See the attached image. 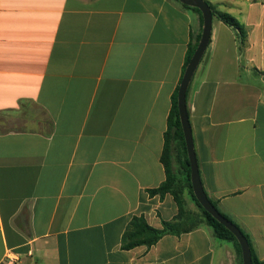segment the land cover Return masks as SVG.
I'll return each instance as SVG.
<instances>
[{
  "label": "crops",
  "instance_id": "crops-1",
  "mask_svg": "<svg viewBox=\"0 0 264 264\" xmlns=\"http://www.w3.org/2000/svg\"><path fill=\"white\" fill-rule=\"evenodd\" d=\"M223 4L243 51L213 17L187 114L208 199L264 260V0ZM201 29L174 0H0V264H242L207 226L121 247L132 216L177 214L147 190Z\"/></svg>",
  "mask_w": 264,
  "mask_h": 264
},
{
  "label": "trees",
  "instance_id": "trees-1",
  "mask_svg": "<svg viewBox=\"0 0 264 264\" xmlns=\"http://www.w3.org/2000/svg\"><path fill=\"white\" fill-rule=\"evenodd\" d=\"M174 1L178 2L177 0ZM208 4L212 11V17L224 23L234 32L238 43V50L241 54L246 39L245 29L230 14L218 11L210 3ZM180 5L185 9L193 10L198 13L202 26V15L197 8ZM200 35L201 32L196 37H193L188 44L180 80L172 95L171 109L167 118L166 131L164 133V147L160 158L165 171V180L157 188L147 190L149 196H159V198H163L165 195H170L177 206V214L171 221H162L161 228L150 226L143 216H132L121 237V247L124 250H130L141 246L150 248L165 235L180 236L195 231L202 226H207L211 229L216 239L233 243L241 259L240 246L234 235L199 205L191 188L190 166L177 108V93L183 73L197 47ZM204 57L205 53L202 59ZM255 72L264 78V72H259L257 70H255ZM185 194L188 195L195 205V208L190 209L186 207ZM210 202L217 209L215 203L211 200ZM220 214L230 220L223 213L220 212ZM231 222L236 225L233 221ZM239 230L248 242L252 264H264V260H260L257 257L249 236L240 228Z\"/></svg>",
  "mask_w": 264,
  "mask_h": 264
},
{
  "label": "water",
  "instance_id": "water-1",
  "mask_svg": "<svg viewBox=\"0 0 264 264\" xmlns=\"http://www.w3.org/2000/svg\"><path fill=\"white\" fill-rule=\"evenodd\" d=\"M180 4L186 5L191 8H197L202 15V29L199 42L197 47L185 68L183 77L181 79L178 93H177V108L179 113V119L183 131L187 158L190 166V182L193 195L199 205L210 214L215 220H217L221 225L228 229L236 238L240 250L242 264H252L251 262V252L248 242L239 228L234 225L230 220L225 218L220 214V212L213 206V204L208 199L200 179L198 165L196 161L192 133L190 129L187 107H186V94L188 86L191 79L204 55L211 37L212 29V11L210 5L205 0H177Z\"/></svg>",
  "mask_w": 264,
  "mask_h": 264
},
{
  "label": "rangeland",
  "instance_id": "rangeland-1",
  "mask_svg": "<svg viewBox=\"0 0 264 264\" xmlns=\"http://www.w3.org/2000/svg\"><path fill=\"white\" fill-rule=\"evenodd\" d=\"M206 2H212L213 4H216L220 7V10L225 12V10H227L226 8H224V4L223 3H229L230 0H205ZM220 3V4H218ZM215 20V19H214ZM185 201H186V207L193 209L195 208V205L193 204V202L190 200V198L188 197L187 194H185Z\"/></svg>",
  "mask_w": 264,
  "mask_h": 264
}]
</instances>
